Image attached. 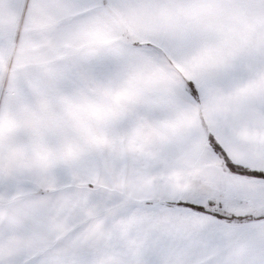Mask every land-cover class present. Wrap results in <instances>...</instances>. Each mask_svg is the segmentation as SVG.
<instances>
[{"label": "snow or ice", "instance_id": "6c2138e0", "mask_svg": "<svg viewBox=\"0 0 264 264\" xmlns=\"http://www.w3.org/2000/svg\"><path fill=\"white\" fill-rule=\"evenodd\" d=\"M0 264H264V0H0Z\"/></svg>", "mask_w": 264, "mask_h": 264}]
</instances>
